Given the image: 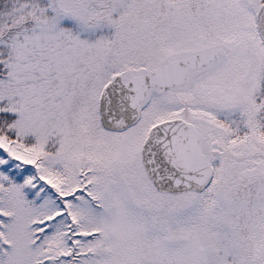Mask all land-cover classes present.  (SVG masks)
<instances>
[{
  "label": "snow or ice",
  "instance_id": "1",
  "mask_svg": "<svg viewBox=\"0 0 264 264\" xmlns=\"http://www.w3.org/2000/svg\"><path fill=\"white\" fill-rule=\"evenodd\" d=\"M0 264H264V0H0Z\"/></svg>",
  "mask_w": 264,
  "mask_h": 264
}]
</instances>
